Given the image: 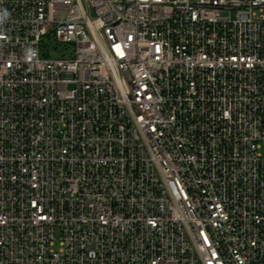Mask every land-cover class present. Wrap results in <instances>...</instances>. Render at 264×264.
I'll list each match as a JSON object with an SVG mask.
<instances>
[{
    "label": "built area",
    "instance_id": "built-area-1",
    "mask_svg": "<svg viewBox=\"0 0 264 264\" xmlns=\"http://www.w3.org/2000/svg\"><path fill=\"white\" fill-rule=\"evenodd\" d=\"M0 264H264V0H0Z\"/></svg>",
    "mask_w": 264,
    "mask_h": 264
}]
</instances>
